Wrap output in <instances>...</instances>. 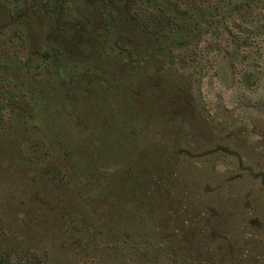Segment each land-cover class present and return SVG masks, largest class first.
Masks as SVG:
<instances>
[{"label": "rangeland", "instance_id": "374dc122", "mask_svg": "<svg viewBox=\"0 0 264 264\" xmlns=\"http://www.w3.org/2000/svg\"><path fill=\"white\" fill-rule=\"evenodd\" d=\"M45 1L0 0V65L9 79L0 83V111L12 121L16 116L26 121L15 125L11 137L5 138L8 128L0 127V250L28 264H264V0H211L186 62L169 65L154 56L146 62L150 84L163 92L161 74L168 73L183 103L173 104L176 116L170 123L180 153L170 157L177 185L157 205L170 220L156 238L139 243L135 253L127 248L126 243L133 244L127 236L114 247L116 239L107 238L113 225L95 213L100 207L113 211L112 205L104 209L93 202L99 173L90 164L91 154L97 158L102 149L80 140L84 151L75 160L61 146L66 133L77 138L83 131L94 138L95 128L105 131L107 123L96 119L92 105L85 110L91 121L58 117L63 89L50 84L57 61L44 56L60 47L68 69L84 59L112 67L108 39L97 35L103 30V4L51 0L47 7ZM114 6L121 19L128 14L125 1H114ZM85 9L91 13L89 27L80 16L83 11L87 15ZM119 22L121 37L131 26ZM5 95L24 111L9 107ZM45 118H54L57 140L44 133ZM29 137L42 141L40 152L70 184L43 179L45 165L25 164ZM12 140H22L19 154ZM147 147L142 142L136 158ZM75 168L78 176L71 179ZM168 239L174 243L165 248Z\"/></svg>", "mask_w": 264, "mask_h": 264}, {"label": "trees", "instance_id": "16d2710c", "mask_svg": "<svg viewBox=\"0 0 264 264\" xmlns=\"http://www.w3.org/2000/svg\"><path fill=\"white\" fill-rule=\"evenodd\" d=\"M85 1L78 0L82 4ZM97 1L104 7L101 26L103 30L97 35L106 36L108 39L107 51L110 52L108 60L112 61V67L110 64L107 67L100 64L93 66L95 61L84 59L72 65V69H68L70 63L62 57L65 51L60 47L48 49L44 56L48 61L50 59L57 61L54 64L56 72L55 70L50 72L54 77L50 84L62 85L60 87L63 89L64 99L58 107V117L66 118L73 115L86 117L85 110L92 105L91 108L95 107L96 113L98 112L96 119H104L107 123L105 131L99 126L95 128L97 131L94 138L88 137L83 131L82 134L80 133L81 137L78 135L77 138L66 133L62 138L64 144L61 146L66 151H70L75 160H78V154L84 151L78 143L80 140L84 142L89 140L90 144L95 145L94 147L98 146L102 149L101 153H97V158L93 156L94 153L91 154L93 159L90 164L99 173L97 174L98 191L93 202H100L102 208L108 204L110 207L112 205L113 211L111 213L102 211L100 207L95 213L102 215V219L105 218V224L108 225L110 221L109 224L113 225L110 230L112 235L107 237L110 242L116 239L113 246L117 248L115 246L117 241L127 236L126 238L133 242L132 245L126 243L127 248L131 253H135L139 243L145 244L150 239L156 238L170 220L158 206L170 192L169 187L177 185L175 172H172L174 165L170 164L172 163L170 157L173 158L180 153L174 146L173 133L176 129L171 127L170 123L176 116L174 109L183 103V95H178L180 87L176 89L172 87L176 85V81L172 80V76L168 73L161 74L166 87L163 92L150 84L146 62L154 57L169 65L177 64L181 60L183 61L180 63L186 62L193 37H200L203 22L199 21L205 18V6L211 0ZM114 1H125L129 4L128 14L124 18L119 17L114 8ZM50 2L51 0H46L45 5L49 7ZM64 4L61 6L64 7ZM94 9H97L96 6ZM140 9H144L145 12L141 14ZM85 12H87L86 16L82 15L84 11L80 12V16L85 20L86 27H89L93 25L91 13L87 9ZM117 20L125 24L129 22L128 25L131 26L130 31L124 27V35L121 34V37H118L120 28L116 23ZM50 24L51 21L48 25ZM141 47L144 55H141ZM4 71L6 69L0 65V83L8 84L9 79ZM74 71H78V75H74ZM2 99L13 109L19 111L25 109L11 96L5 95ZM99 101H108L110 104L100 105ZM174 103L177 105H173ZM44 107L46 108L45 105ZM25 114L26 111L23 116ZM31 116H33L32 110ZM87 118L92 120L88 116ZM84 120L86 118L82 121ZM21 121L22 118L17 116L13 121L9 117L5 118V114L0 111V127L8 128L4 133L5 138L11 137L9 132ZM44 121L46 123L44 133L47 134L48 131L50 139L57 140L59 136L53 135L54 118L50 121L45 118ZM21 124L25 125L26 121ZM160 127L166 132L160 131ZM172 128L174 131L171 130ZM27 140L32 141V144L26 150V157L23 156L25 164L34 168L45 165L46 168H39L42 170L43 179L52 183L68 184L69 181L63 175L62 177L58 175V168L40 152L42 141L34 137H29ZM142 142L146 144L148 142L150 149L136 158ZM12 146V149L19 154L22 150V140L18 142L12 140ZM106 160H110L109 163L105 162ZM104 162L105 167H101ZM77 173H79L78 168H75L74 176L70 178H77ZM74 182L79 184L77 180ZM169 243L172 245L174 242L168 239L164 244L165 248H168ZM0 264L28 263L25 261L16 263L6 252L0 250Z\"/></svg>", "mask_w": 264, "mask_h": 264}]
</instances>
